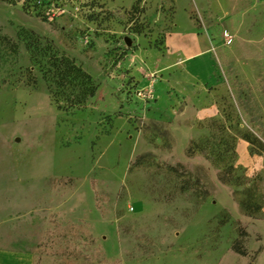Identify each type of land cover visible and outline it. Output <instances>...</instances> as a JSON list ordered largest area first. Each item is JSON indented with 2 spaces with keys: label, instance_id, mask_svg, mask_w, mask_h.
<instances>
[{
  "label": "rangeland",
  "instance_id": "rangeland-1",
  "mask_svg": "<svg viewBox=\"0 0 264 264\" xmlns=\"http://www.w3.org/2000/svg\"><path fill=\"white\" fill-rule=\"evenodd\" d=\"M0 246L264 264V0H0Z\"/></svg>",
  "mask_w": 264,
  "mask_h": 264
},
{
  "label": "trees",
  "instance_id": "trees-1",
  "mask_svg": "<svg viewBox=\"0 0 264 264\" xmlns=\"http://www.w3.org/2000/svg\"><path fill=\"white\" fill-rule=\"evenodd\" d=\"M8 2H14V0H6ZM139 1V0H138ZM28 48H30V52L33 54V49L31 48V43L27 42ZM52 65L56 68L62 69L61 78L69 77L68 81H76V85H79L82 88L83 95L91 91L90 87H86L89 85L91 77L89 74L84 72L81 67L77 66L72 59H69L64 56H58L55 53L52 55ZM65 75V76H64ZM66 79V78H65ZM67 80V79H66ZM61 83V82H60ZM84 85V86H83ZM234 250L242 255L245 254V250L241 249L239 246H234Z\"/></svg>",
  "mask_w": 264,
  "mask_h": 264
},
{
  "label": "crops",
  "instance_id": "crops-1",
  "mask_svg": "<svg viewBox=\"0 0 264 264\" xmlns=\"http://www.w3.org/2000/svg\"><path fill=\"white\" fill-rule=\"evenodd\" d=\"M0 264H35L33 251L0 246Z\"/></svg>",
  "mask_w": 264,
  "mask_h": 264
}]
</instances>
